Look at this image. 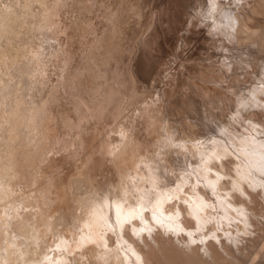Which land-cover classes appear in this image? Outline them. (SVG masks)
Instances as JSON below:
<instances>
[{
    "label": "bare ground",
    "instance_id": "6f19581e",
    "mask_svg": "<svg viewBox=\"0 0 264 264\" xmlns=\"http://www.w3.org/2000/svg\"><path fill=\"white\" fill-rule=\"evenodd\" d=\"M150 1L143 4L150 10L148 23L130 50V93L117 103L115 126L88 143L73 172L58 176L51 158L78 148L59 138L45 89L57 58L59 71L69 72L73 55L60 56L69 26L63 13L83 0H0V264H242L245 259L242 241L253 231L250 211H256L242 197L251 203L256 194L264 197V120L259 119L264 24L259 34L256 26L264 17V0L257 5V0H165L161 7ZM177 4L185 7L180 15L177 8L183 7ZM161 8L176 34L173 57L153 48L160 45L155 18ZM118 35L130 44V34L117 26L110 43ZM201 36L211 41L212 57L198 51L196 56L189 47L190 38L198 46ZM105 71L95 66L89 76L101 85ZM152 81L157 84L149 88ZM200 98L201 105L215 104L223 119L201 111L199 122H186L205 126L196 132L177 117L175 104L187 112ZM138 129L149 144H142ZM158 140L169 156H162ZM100 150L115 173L105 186L87 168L98 164L94 154ZM18 163H25L28 173L19 172ZM61 194L66 202L52 208Z\"/></svg>",
    "mask_w": 264,
    "mask_h": 264
},
{
    "label": "rangeland",
    "instance_id": "374dc122",
    "mask_svg": "<svg viewBox=\"0 0 264 264\" xmlns=\"http://www.w3.org/2000/svg\"><path fill=\"white\" fill-rule=\"evenodd\" d=\"M146 1L148 2L150 0H145L143 4H145ZM150 2H154V1L151 0ZM158 2H160L159 7H161L164 6V3L166 4L167 1L157 0L156 3ZM257 2L259 4L260 0L254 1V4L256 3L257 5ZM143 4L140 3V1L138 0H92L91 2L83 0V2H79L76 5L74 6L72 5L68 9L66 8L64 10L63 19L67 24H69V26L67 28V32L62 34L63 43L61 49H63V53H61L60 56H63L65 53H67V51H69L73 55V60L71 61V64L68 65L69 72H66V70L60 72L59 71L60 58L56 59V61L54 62L55 64L52 65L51 68V72L49 76L50 81L47 82L45 94L48 98L51 99V101H53L52 108L56 117V121L58 123L57 129L60 134L58 135L59 138H62V142L63 140H65L66 145L74 144L75 148L76 147L78 148L77 149L78 151L76 150L75 153L74 150L71 149L70 153L68 151H65V153L61 152L54 155L51 158L50 162H52L51 164H53V166L50 167L52 170H55L56 175L58 176L62 175L64 172H66V170H70L71 172H73L74 163L78 162V160L81 159L80 157L83 153L88 152L89 150L87 148L88 143L90 144L94 143L96 141L95 139L98 140L99 134H101V138H102L106 130H109L115 126V122L118 119V116L116 115H117V111L119 110V106H117V103L119 102V100L122 98L123 95L126 96V94L130 93L129 84L131 83L130 81L131 78L129 74V70H130L129 62H130V57L132 55L131 54L132 52H130V50L134 49L133 44L136 41L137 37L139 36L141 28L146 26L148 23V14L150 13V10L146 11L147 6ZM177 7H183V9L177 8L178 15H180L185 7L179 4H177ZM169 9L171 8L169 7ZM112 10L116 12L115 13L116 16L109 18L108 17L109 12ZM252 10L257 11V7L255 6V8H252ZM159 14H160V19H159ZM247 15L248 13L244 12L245 18ZM161 16L162 19L165 18V22L162 21ZM141 19H142V23H141ZM155 21L157 23L156 28L159 31L158 38H160V45H157L158 47H153V48H155L156 51L159 52L160 54L164 52V55L166 57L169 56L173 57L172 54H170V46H172L173 43L175 42L176 34L174 30L173 31L172 29L169 30L167 27V26L171 27L168 14L164 13V11L161 8L160 13L157 12ZM90 23L96 26L99 35H103L101 36L103 42L96 41L97 35L94 29L91 27ZM176 23L178 24V26L180 25L178 23V19L177 21H174V24ZM261 24H264L263 16H261L256 21L258 34L262 31ZM116 26L120 27L121 31L128 32V35L130 34L129 35V37H131L130 44L129 42L120 40L119 38H122L120 35L114 37L113 41L110 43L108 37L111 35V31ZM190 40L192 41V43L194 42L192 38H190ZM80 41L82 42L80 43ZM76 43L78 44L76 45ZM123 43L125 44L126 47L121 45ZM192 43L189 45V47H195L196 56L198 51L199 54L201 55H205V56L209 55L212 57V52H211L212 44L210 40L204 39V37L201 36L200 44L198 46L197 45L194 46L192 45ZM122 58L125 59V62H123L124 59ZM114 61H116V63H114ZM257 62L258 61H255L254 62L255 65L252 66L255 72L258 71ZM120 65L121 67H119ZM95 66L96 67L99 66L100 68L106 70L103 74L104 76H102L101 78L102 81L101 85L96 84L97 81L96 82L95 80L93 81V79H91L89 76L90 69H94ZM235 69L239 70L237 64H235ZM247 69H249L250 73L253 74L251 68L248 67ZM215 72H218V70L216 69ZM78 78L81 79L79 80ZM245 78L247 82H249L250 77L247 74L245 75ZM167 81H171L170 75L167 76ZM88 83L89 84L91 83V85H89ZM92 83H94L95 85ZM115 84L119 85V88ZM154 84L156 85L157 82L152 81V83L149 85V88L154 87L155 86ZM13 86L16 94H20L22 92L20 89L18 88L16 89L17 86L15 84H13ZM121 86L124 87L122 88ZM166 87L169 91L171 92L173 91V85L170 82L166 84ZM106 95H108L109 97L108 100L104 99V96ZM110 100L112 102H110ZM77 103L79 104V106L77 105ZM98 103L100 106L98 105ZM196 103L197 106H195V108H191L187 112H184L178 108L180 103L177 102L175 104L177 111L176 113H177V117L181 119L182 123L186 127H188L191 130L196 129V132H202L205 130V126L197 124V128L192 127L191 125L186 124V122H188L187 120L191 119L192 122L195 123L201 111H203V113L210 111L217 114L218 108L215 104H211L207 102H204V104L201 105V98L197 100ZM187 115L189 116V118H187ZM153 117L154 119H157V117L155 116ZM214 118L215 120H221L223 119V115L217 114V117ZM259 119L264 120V115H261ZM200 120L201 119L199 118L197 122H199ZM169 122L174 124L173 121H169ZM208 127L212 128L210 126ZM136 135L142 141V144H146V145L149 144L148 139L146 137L147 133L145 134L144 131L138 129V133H136ZM157 145L160 146V152H162L163 154L162 156L166 157L171 154L170 149L166 146H163L164 143L161 140H158ZM63 148L64 146L62 147V149ZM81 151L82 154L80 155ZM94 157L96 158L95 162L98 160V164L96 166L93 165L95 168L90 166H88L87 168L94 170L95 173L92 177H96L95 180L99 181L102 186H105L109 182L108 179L109 177L112 179L115 178L114 175L115 173H113L114 169L113 168L111 169L109 167L110 162L106 158L103 150H100L99 153H95ZM24 164L25 163H23V165ZM23 165L21 163H18L17 167L19 168V172L22 171L23 173H28V171L23 169L24 168ZM98 166L101 167L102 172H100V168H98L99 170H97L96 167ZM46 169H48V167L45 168V171H47ZM89 172H90L89 175L93 173L91 171ZM249 191L254 192V190L251 189H249ZM62 195L63 194L58 195L57 197L54 198L55 204L54 206H52V208L59 207L60 204L66 202V198L65 197L63 198ZM242 198H244L246 203L249 206L253 207V209L256 212L255 214H252V212L250 211V217L253 222L252 223L253 226L250 225V227L251 229H253V231L249 235H245L246 237L242 241V243L246 245L247 248H242V252L245 255L244 256L245 259L241 260V263L264 264V197L262 192L260 194H256L253 196L254 201L252 203L249 201V198L248 199L247 197H242ZM60 200H62L61 202L63 203H61ZM242 243H240V246H242L241 245ZM215 244H216V249L220 253L225 255L223 253L222 247L216 242ZM228 245H229L228 243H225V246ZM229 247L232 248V246ZM233 248L235 249V247ZM248 250L252 251L250 256L247 253ZM234 251L235 253H239L238 250H234Z\"/></svg>",
    "mask_w": 264,
    "mask_h": 264
}]
</instances>
